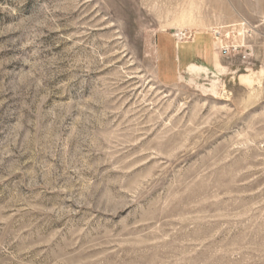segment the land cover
Instances as JSON below:
<instances>
[{"label": "rangeland", "instance_id": "obj_1", "mask_svg": "<svg viewBox=\"0 0 264 264\" xmlns=\"http://www.w3.org/2000/svg\"><path fill=\"white\" fill-rule=\"evenodd\" d=\"M0 264H264V0H0Z\"/></svg>", "mask_w": 264, "mask_h": 264}, {"label": "built area", "instance_id": "obj_2", "mask_svg": "<svg viewBox=\"0 0 264 264\" xmlns=\"http://www.w3.org/2000/svg\"><path fill=\"white\" fill-rule=\"evenodd\" d=\"M218 34H219V36L222 35L221 32H219ZM182 35H183V34H182ZM179 36H180V35H179ZM186 36H187V34H184V37H186Z\"/></svg>", "mask_w": 264, "mask_h": 264}]
</instances>
